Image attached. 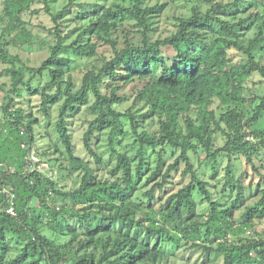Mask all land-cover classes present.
<instances>
[{"label":"trees","instance_id":"obj_1","mask_svg":"<svg viewBox=\"0 0 264 264\" xmlns=\"http://www.w3.org/2000/svg\"><path fill=\"white\" fill-rule=\"evenodd\" d=\"M54 1L3 0L0 13V63L10 79L0 84V264H169L188 251L202 264H264V0H181L187 9L165 36L157 24L168 2L68 0L59 11ZM41 11L51 41L35 32ZM72 12L82 26L66 43ZM45 48L38 67L12 51ZM232 50L243 58L234 61ZM69 51L87 61L80 84ZM28 96L39 97L47 119L59 105L61 144L40 146L46 137ZM91 97L84 159L72 119ZM105 136L117 159L108 172ZM127 136L133 158L116 145ZM30 155L47 169H28ZM176 174L187 181L179 188Z\"/></svg>","mask_w":264,"mask_h":264},{"label":"rangeland","instance_id":"obj_2","mask_svg":"<svg viewBox=\"0 0 264 264\" xmlns=\"http://www.w3.org/2000/svg\"><path fill=\"white\" fill-rule=\"evenodd\" d=\"M113 1L114 0H80L79 2L84 3V4L99 2V3H102L108 7L112 4ZM156 1H158V0H152V4H154ZM161 1L162 2H168L170 4V6L168 7V11L165 12L160 17V19L158 20V24H157V28H158L157 35L158 36L159 35L165 36L168 33L170 23L173 21V15L176 13H184L187 8L185 6L186 5L185 2H183L181 0H174V1L161 0ZM224 1H228V0H224ZM67 3H68V0H55L52 3V5L56 10L60 11L61 9H63L64 6L67 5ZM42 7L43 6L41 5V8ZM2 10H3V0H0V13L2 12ZM74 13H76L75 9H74ZM33 23L35 25H37L35 32H36L38 38L44 39L47 41H51V36L48 33V31L44 30L41 26H39L40 24L44 25L47 28H52V26H53L51 18L44 11H41L38 16L33 18ZM81 26H82V22H80V21L77 22L76 16H75V14H73V12L71 15H69L67 18H65L62 34L66 35V36L69 34V36H68L69 38H68L66 43H70L77 38V36L79 35V33L81 31L80 30ZM250 36H251V33L248 34V36H246V37H242L243 44L246 47L249 45L248 38H250ZM12 51L15 54L20 53L22 58L24 59V61H26L30 67L40 66L41 63L50 54V51L48 48H45L43 50H35V51L34 50L33 51H25V50L21 51V50H17V49H13ZM66 54L71 59L70 68L72 70L71 71L72 75L75 78V80L77 81V83L80 84L83 75L86 73L87 67L85 66V64L87 63V61L76 58L71 51H69ZM231 54L233 56L234 61H238V60L243 58V54L237 50H232ZM5 68H6V65L0 63V84H3V83L9 84L10 83L9 77L7 75H5ZM36 84H39V82H36ZM3 100H4V94L2 92H0V107L3 103ZM28 100L31 101V107L27 106L26 109H27L28 113H30L31 109H32V111L36 115H38V117L40 118V121H41V124L38 128V131L41 132L42 136L46 137L45 139L42 140L40 146L45 147V145H49L50 142L48 139H50V141L52 139L54 142H58L59 144H61L60 140L58 138V134L55 131V123H56L57 118H58V106L59 105H56L52 109L51 117H50V119H47V118L43 117L41 114H39L38 110H39V105L41 104L39 97L28 96ZM92 103H93V97H91L88 100V103L85 106H82L79 111L74 113L73 119H72V135H73L74 142H75L76 153L78 156H80L81 158H84V159H88V156H87V154L83 148V135L86 131L88 122H90L94 117L91 114L90 109H89V107L91 106ZM132 104H133V99L131 101H129L127 106H124V107H129ZM1 117H2V113L0 112V118ZM127 129H129V127H127ZM47 130L49 131L50 136L47 135ZM107 139H108L107 136H105V138L101 144V150L104 154L105 161L107 162V164H109V168L106 169L108 172L109 169H111L112 171L117 169V159L114 157H111ZM221 140L222 139L219 137L218 138L219 144L223 143V141H221ZM132 141H133L132 136H127L124 139V143H123V141H119V142H116L117 143L116 145H117L118 150H120L123 153L128 150L129 155H131V157L133 158L134 152L131 151L132 150ZM152 153L153 152L150 150L148 154L152 155ZM152 159H153V162L156 163L155 162L157 160L156 155H152ZM173 160H174V158H172L171 161H173ZM228 161H229L228 158L223 159V162H222V164L220 166V170H219V172L221 174L220 179H223V177L225 175V167H227ZM233 161H234V165H236V167H238V168L244 167L242 165V163H240L239 160L235 159V157H233ZM198 163L199 162H198L197 158H194V164L196 167L199 166ZM92 166L95 167L96 169L100 168L97 165H92ZM203 175H205L206 177L211 179V177H210L211 173L210 172L203 170ZM60 178H62V176ZM60 180H62V179H60ZM175 181L177 183L180 182L178 188L181 187L182 185H184L185 183H187L186 180H181L179 174L175 175ZM245 183H246L247 187H248V185H251V184H253L254 188L256 187L255 186L256 180L252 181L250 179H246ZM247 190H248L247 191V197L249 198V200L251 202H255L256 199L251 197V195H252L251 190L248 188H247ZM200 209H201V211H206L207 205L204 204L203 206H201ZM258 229L260 231L264 232V220H262L258 223ZM204 260L205 259L203 258V256L200 253L188 251V252H181L179 254V256L177 258H175L173 260V262H171V263H174V264H202L204 262ZM171 263H169V264H171ZM213 263L214 264H221L222 260H221V258L215 259L213 261ZM162 264H166V263H162ZM207 264H211V263H207Z\"/></svg>","mask_w":264,"mask_h":264},{"label":"built area","instance_id":"obj_3","mask_svg":"<svg viewBox=\"0 0 264 264\" xmlns=\"http://www.w3.org/2000/svg\"><path fill=\"white\" fill-rule=\"evenodd\" d=\"M29 166H28V169H30L31 171L32 170H39V171H45L47 169V165L45 164H40L39 160L37 159V157H35L34 155H30L29 156ZM13 199V195H11ZM9 213L12 214V215H15V211H14V208L11 207L9 209Z\"/></svg>","mask_w":264,"mask_h":264}]
</instances>
